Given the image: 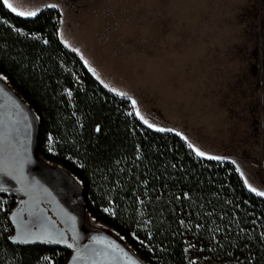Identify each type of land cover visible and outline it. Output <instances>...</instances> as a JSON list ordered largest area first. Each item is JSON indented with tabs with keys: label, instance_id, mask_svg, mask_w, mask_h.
<instances>
[{
	"label": "trees",
	"instance_id": "trees-1",
	"mask_svg": "<svg viewBox=\"0 0 264 264\" xmlns=\"http://www.w3.org/2000/svg\"><path fill=\"white\" fill-rule=\"evenodd\" d=\"M0 76L36 118L37 153L80 184L87 212L141 264H264V197L230 162L142 121L131 99L107 89L63 42L56 11L25 18L0 0ZM15 207H0V264L59 252L65 264L56 245L21 233Z\"/></svg>",
	"mask_w": 264,
	"mask_h": 264
},
{
	"label": "rangeland",
	"instance_id": "rangeland-1",
	"mask_svg": "<svg viewBox=\"0 0 264 264\" xmlns=\"http://www.w3.org/2000/svg\"><path fill=\"white\" fill-rule=\"evenodd\" d=\"M4 2L25 18L56 11L63 42L88 62L107 89L130 98L142 121L181 134L201 157L230 162L247 188L264 197V0ZM0 85L34 124L36 118L2 76ZM46 150L55 153L51 143ZM33 152L35 175L58 192L81 228L120 246L94 244L71 264L139 262L119 234L87 212L77 192L80 184L44 160L35 145ZM0 179V207L9 212L22 196L15 184ZM56 234L41 231L29 242L56 243ZM62 258L61 252L45 254L38 264H57Z\"/></svg>",
	"mask_w": 264,
	"mask_h": 264
},
{
	"label": "flooded vegetation",
	"instance_id": "flooded-vegetation-1",
	"mask_svg": "<svg viewBox=\"0 0 264 264\" xmlns=\"http://www.w3.org/2000/svg\"><path fill=\"white\" fill-rule=\"evenodd\" d=\"M3 104H6V108L4 109L5 113L0 115V176L15 184L22 196L16 201L14 209V215L16 217L21 216L23 220L20 228L21 233L27 236L29 235L27 234L28 229L38 230V216L41 215L43 221H47L44 226H49L52 233H57L56 243L53 244L67 254L68 259L65 264L72 262L76 255L82 254L83 251H78L79 243H82L83 246L89 241H101L108 245L115 244L101 234L82 229L77 214L63 204L58 192L35 175L33 167L37 161L33 165L25 162L21 150L18 148L21 139L16 144L9 138L10 130L7 124L9 120L15 117L16 109L4 94H0V105ZM76 218L78 219L77 223ZM23 224L27 226L25 231ZM58 239H63V245L58 243ZM116 246L117 249H120L119 245ZM80 264H86V260H81Z\"/></svg>",
	"mask_w": 264,
	"mask_h": 264
},
{
	"label": "water",
	"instance_id": "water-1",
	"mask_svg": "<svg viewBox=\"0 0 264 264\" xmlns=\"http://www.w3.org/2000/svg\"><path fill=\"white\" fill-rule=\"evenodd\" d=\"M0 94H4L5 97L9 99L13 107L16 109L15 117L8 121V129L10 130V140L13 143H16L21 139V142L19 143L18 148L21 150V153L24 157L25 162H29L31 165L35 164V157L33 152V145H34V124L30 117V114L23 105L15 98L13 97L4 87L0 85ZM8 107V106H7ZM6 108V104L0 105V115L5 113L4 109ZM39 223H38V230L28 229L26 224H23L24 231L27 230V234L34 235L41 231L47 230L50 231L51 228L45 227L44 225L47 224V221H43V217L41 215L38 216ZM33 220V219H32ZM18 223L22 227V218L21 216H18ZM76 223L78 222V219H75ZM42 222V223H41ZM46 223V224H45ZM43 224V226L40 227V225ZM49 224V223H48ZM52 224V223H50ZM41 228V229H40ZM22 232V230H21ZM56 242V241H55ZM63 239H58V243L60 245H63ZM94 244H103V242H91L89 241L85 246H83L82 243H79V252L85 251ZM115 248H117L116 244H113ZM124 254L128 257V254L124 252ZM130 259V258H129ZM132 263L138 264L135 260L130 259ZM70 262L69 264H71Z\"/></svg>",
	"mask_w": 264,
	"mask_h": 264
}]
</instances>
